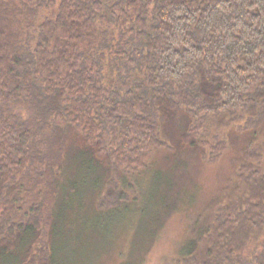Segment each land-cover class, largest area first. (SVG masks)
Instances as JSON below:
<instances>
[{"label": "trees", "instance_id": "16d2710c", "mask_svg": "<svg viewBox=\"0 0 264 264\" xmlns=\"http://www.w3.org/2000/svg\"><path fill=\"white\" fill-rule=\"evenodd\" d=\"M47 3L0 0V260L23 249L16 264H55L58 211L75 187L64 170L70 145L91 153L94 170L123 168L129 187L151 153L172 150L165 127L174 115L187 120L180 148L192 149L201 145L196 121L228 128L245 111L258 118L249 124L256 139L182 256L185 264H264V254L240 258L264 228V0ZM44 5L56 13L35 26ZM26 182L38 193L22 213ZM116 185L111 178L108 196ZM126 193L101 211L120 209Z\"/></svg>", "mask_w": 264, "mask_h": 264}, {"label": "rangeland", "instance_id": "374dc122", "mask_svg": "<svg viewBox=\"0 0 264 264\" xmlns=\"http://www.w3.org/2000/svg\"><path fill=\"white\" fill-rule=\"evenodd\" d=\"M44 8L35 26L56 13V8H46L45 5ZM138 46L135 43L127 50ZM239 115L242 120L228 128L217 125V121L210 117L196 121L194 126L200 127L197 138L201 145L192 149L180 148L179 137L187 120L184 115H174L165 127L172 150L151 155L148 150L147 169L129 178V187L126 183L123 185V168L120 175L116 172L113 175L105 166L94 170L91 153L70 145L64 170L68 182H75V187L71 191V204L66 205L64 212L58 211L60 231L57 237L63 238L55 244L58 250L55 264H185L182 255L196 223L205 225L203 221L215 202L226 190L234 187L243 150L256 139L249 124L258 118L245 111ZM219 144H225V151L216 158L214 150ZM253 147L257 148V144ZM111 178H114L117 189L113 187L116 192L108 196L107 184ZM100 182L103 186L97 188ZM120 191L128 192V202L120 209L101 211L100 206L111 204L119 197ZM37 193L33 185L26 182L21 194L24 201L17 205V209L22 213L28 211ZM60 197L62 206L65 200ZM48 230L45 231L46 238ZM44 235H39L40 240L45 238ZM262 235V240L252 241L245 247L241 259L249 261L250 257L254 262L263 256L264 228ZM24 252L20 249L1 259L0 264L21 262Z\"/></svg>", "mask_w": 264, "mask_h": 264}]
</instances>
